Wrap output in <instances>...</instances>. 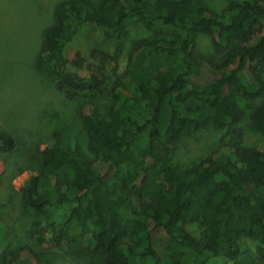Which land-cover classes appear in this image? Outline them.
<instances>
[{
  "label": "trees",
  "instance_id": "1",
  "mask_svg": "<svg viewBox=\"0 0 264 264\" xmlns=\"http://www.w3.org/2000/svg\"><path fill=\"white\" fill-rule=\"evenodd\" d=\"M132 18L152 38L134 44L122 75ZM85 26L100 28L112 50L68 57ZM201 35L222 61L198 51ZM35 65L68 100L85 101L88 139V153L46 145L20 186L22 208L44 218L30 231L37 244L73 245L90 264H264V151L245 145L238 104L250 102L264 138V0H229L221 12L200 0H63ZM207 126L223 132L216 149L193 167L174 164L183 138ZM14 149L0 132V151ZM243 239L254 250L242 251ZM0 264L40 258L10 249Z\"/></svg>",
  "mask_w": 264,
  "mask_h": 264
},
{
  "label": "rangeland",
  "instance_id": "2",
  "mask_svg": "<svg viewBox=\"0 0 264 264\" xmlns=\"http://www.w3.org/2000/svg\"><path fill=\"white\" fill-rule=\"evenodd\" d=\"M63 0H0V132L15 140L11 153L0 151V258L10 249H27L39 255L40 264H90L91 258L73 245L57 248L51 244L39 245L30 231L44 218L24 210L20 186L35 172L40 150L61 140L71 146H80L87 152L88 139L83 131V99L68 100L36 69L45 31L54 23L56 5ZM213 11L221 12L229 0H200ZM142 23L132 18L126 22V52L120 60L123 75L128 63V52L135 43L151 39ZM198 51L222 61L224 53L216 51L207 35L198 37ZM111 51L112 44L100 28L83 27L67 46L66 54L76 52L85 57L93 49ZM204 72V79L209 77ZM244 111L240 126L248 147L264 151V138L255 131L250 120L251 104L240 99ZM223 132L213 126L189 132L174 149L173 162L190 168L216 149ZM88 153V152H87ZM188 230L201 239L204 230L196 225ZM242 251L254 250V243L241 240ZM207 264H232L223 256L212 258Z\"/></svg>",
  "mask_w": 264,
  "mask_h": 264
}]
</instances>
